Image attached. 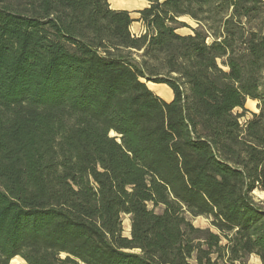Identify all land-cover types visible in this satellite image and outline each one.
Wrapping results in <instances>:
<instances>
[{
	"label": "trees",
	"instance_id": "16d2710c",
	"mask_svg": "<svg viewBox=\"0 0 264 264\" xmlns=\"http://www.w3.org/2000/svg\"><path fill=\"white\" fill-rule=\"evenodd\" d=\"M108 1L0 0V264H264V0Z\"/></svg>",
	"mask_w": 264,
	"mask_h": 264
},
{
	"label": "rangeland",
	"instance_id": "374dc122",
	"mask_svg": "<svg viewBox=\"0 0 264 264\" xmlns=\"http://www.w3.org/2000/svg\"><path fill=\"white\" fill-rule=\"evenodd\" d=\"M117 1H119V0H115V1L109 0L108 4H109L110 8L113 10H126V11H128L130 13V17L134 20V22L132 23L131 28H130L131 34L136 36V37L143 34V32H139L140 27H143V26L140 22H137V20L139 19V15L137 14V11L147 8L148 2L144 1V0H124L127 2V5L122 7V6L118 5ZM182 21H184L189 27L196 28V24L194 23V21H192L188 18H184V19H182ZM177 34L188 35V34H191V31L187 28H184V29L178 30ZM134 57L137 59L136 55H134ZM152 84L153 83H150V82L147 83L149 89L154 94L161 97L162 99L167 100L166 94H167V96L172 95L171 90L167 86H165V85L157 86L156 84H153V85ZM260 193L261 192L256 191L255 193H253V197L256 200H260V199L264 198V196H260ZM187 219L196 228H200V229L210 228L211 229L209 220L205 217L193 218L191 216H187ZM121 220H122V230H123L122 234L124 237H129V235H130V217L127 215H123L121 217ZM9 264H26V263L21 258L16 257L13 260H11Z\"/></svg>",
	"mask_w": 264,
	"mask_h": 264
},
{
	"label": "crops",
	"instance_id": "0c3cea01",
	"mask_svg": "<svg viewBox=\"0 0 264 264\" xmlns=\"http://www.w3.org/2000/svg\"><path fill=\"white\" fill-rule=\"evenodd\" d=\"M143 31V27H140L139 29V32H142ZM157 86H161V85H157ZM165 94V93H164ZM159 97V96H158ZM166 97H167V100H164L165 102H170L173 98V95H169L167 96L166 94ZM244 108L249 112V113H258V110H257V102L256 101H252V100H249L247 99L246 102H245V106ZM256 192V191H255ZM254 192V193H255ZM260 194H262L264 196V193L261 192ZM261 201H264V198L260 199ZM247 264H260V261L257 257L255 256H250V258L248 259V262Z\"/></svg>",
	"mask_w": 264,
	"mask_h": 264
},
{
	"label": "bare ground",
	"instance_id": "6f19581e",
	"mask_svg": "<svg viewBox=\"0 0 264 264\" xmlns=\"http://www.w3.org/2000/svg\"><path fill=\"white\" fill-rule=\"evenodd\" d=\"M111 1V0H110ZM112 1H115V0H112ZM118 2V5L119 6H122V7H124V6H126L127 5V2L126 1H124V0H119V1H117ZM153 85V84H152ZM255 192V191H254ZM259 194V193H258ZM260 196H263L262 194H260Z\"/></svg>",
	"mask_w": 264,
	"mask_h": 264
},
{
	"label": "water",
	"instance_id": "95a60500",
	"mask_svg": "<svg viewBox=\"0 0 264 264\" xmlns=\"http://www.w3.org/2000/svg\"><path fill=\"white\" fill-rule=\"evenodd\" d=\"M254 193V192H253Z\"/></svg>",
	"mask_w": 264,
	"mask_h": 264
}]
</instances>
